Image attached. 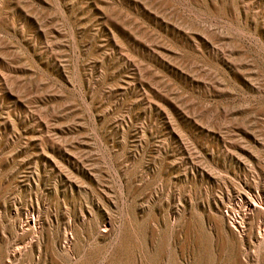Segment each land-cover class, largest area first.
I'll return each mask as SVG.
<instances>
[{
    "label": "rangeland",
    "instance_id": "obj_1",
    "mask_svg": "<svg viewBox=\"0 0 264 264\" xmlns=\"http://www.w3.org/2000/svg\"><path fill=\"white\" fill-rule=\"evenodd\" d=\"M0 264H264V0H0Z\"/></svg>",
    "mask_w": 264,
    "mask_h": 264
}]
</instances>
